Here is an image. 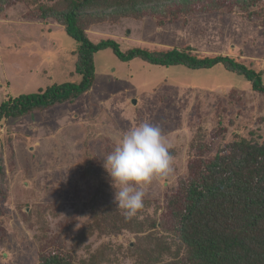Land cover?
Masks as SVG:
<instances>
[{"label":"rangeland","instance_id":"obj_1","mask_svg":"<svg viewBox=\"0 0 264 264\" xmlns=\"http://www.w3.org/2000/svg\"><path fill=\"white\" fill-rule=\"evenodd\" d=\"M231 7L199 10L163 24L151 16L120 24L105 22L90 34L94 40L113 37L123 47H189L203 55H230L262 70L264 79V0L252 7L251 14ZM30 9L23 2L12 1L0 14V104L9 96L81 79L76 71L78 41L62 25L29 17L33 16ZM95 57L96 79L90 92L42 112L11 118L0 127L4 157L8 160L12 150L16 160L14 170L8 169L15 196L25 188L24 180L34 183V187L26 183L30 188L26 199L32 205L65 204L61 217H49L50 233L74 202L90 198L96 189L79 166L86 138L96 161L103 165L122 134L145 121L159 126L167 141L181 145L185 153L201 123L212 128L222 119L227 126L229 118H235L264 134V122H260L264 97L251 90L249 80L223 64L192 69L151 64L140 58L123 61L110 48ZM218 128L212 129V138L219 136ZM232 129L228 127L229 135ZM208 142L206 150L216 147L219 139ZM176 165L178 161L173 159ZM175 177L154 179L143 189L145 198L162 201L176 190L165 186ZM110 185L108 191L114 197ZM6 207L5 217L9 218L5 224L0 222V264H37L35 230L27 227L11 202ZM121 241H127L124 234L112 237L109 248ZM124 251L116 248L117 264H134Z\"/></svg>","mask_w":264,"mask_h":264},{"label":"trees","instance_id":"obj_2","mask_svg":"<svg viewBox=\"0 0 264 264\" xmlns=\"http://www.w3.org/2000/svg\"><path fill=\"white\" fill-rule=\"evenodd\" d=\"M12 1L27 4L29 15L33 14L29 17L62 25L78 41L76 71L81 79L9 96L0 104V127L11 118L42 112L90 92L96 79L95 54L108 48L123 61L140 58L151 64L192 69L223 64L249 80L251 90L264 97L262 70L230 55H203L189 47H123L113 37L94 40L90 34L105 22L141 21L146 16L163 24L195 11L231 6L251 14L261 0H0V14ZM260 122H264V114ZM247 124L229 118L231 135L222 119L212 128L198 124L187 153L181 145L170 149L178 165L173 166L175 181L165 186L176 190L168 192L162 201L144 198V208L132 219H126L113 202L108 191L111 177L96 161L86 138L79 166L96 189L90 198L74 202L52 233L49 217H61V205L65 204L32 205L26 198L29 185L34 187V183L24 180L25 188L15 196L8 169L14 170L16 160L12 150L7 160L0 144V222L5 224L9 218L5 217L6 205L11 202L27 227L35 230L37 264H117V247L123 248L134 264H264V134ZM215 127H220L219 136L212 138ZM218 139L216 147L206 150L209 140ZM121 234L126 243L109 248L112 237Z\"/></svg>","mask_w":264,"mask_h":264},{"label":"clouds","instance_id":"obj_3","mask_svg":"<svg viewBox=\"0 0 264 264\" xmlns=\"http://www.w3.org/2000/svg\"><path fill=\"white\" fill-rule=\"evenodd\" d=\"M171 147L161 128L145 121L125 131L103 159L115 189L113 202L126 219L144 208L146 185L174 172Z\"/></svg>","mask_w":264,"mask_h":264}]
</instances>
